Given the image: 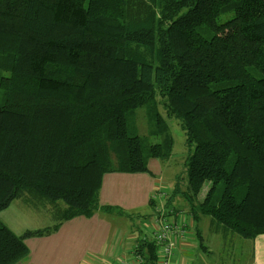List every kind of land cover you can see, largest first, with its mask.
Masks as SVG:
<instances>
[{"label":"trees","instance_id":"obj_1","mask_svg":"<svg viewBox=\"0 0 264 264\" xmlns=\"http://www.w3.org/2000/svg\"><path fill=\"white\" fill-rule=\"evenodd\" d=\"M158 97L186 135L193 217L264 235V0H0V212L23 195L61 211L21 236L0 223V264L63 221L124 214L99 205L102 180L171 158ZM143 105L158 143L129 133Z\"/></svg>","mask_w":264,"mask_h":264},{"label":"crops","instance_id":"obj_2","mask_svg":"<svg viewBox=\"0 0 264 264\" xmlns=\"http://www.w3.org/2000/svg\"><path fill=\"white\" fill-rule=\"evenodd\" d=\"M158 162L160 161L155 159L148 162L152 176L142 173H109L103 177L99 205L120 209L124 214L98 211L90 218L79 216L63 221L58 230L51 235L25 239L29 254L16 264H143V259L141 263L136 261L137 256L141 257L139 253L141 241L143 239L153 241L152 234L160 218L169 222L182 221L184 224V235L177 232L171 235L170 240L173 241L174 248L168 264H229L227 258L222 257L220 261L215 257L214 251L218 250L217 242L226 245L225 250L232 254L236 262L264 264V235L252 240L243 239L236 235H223L216 226L214 234L220 238L209 240L201 225H208L211 228L215 222L211 218L208 220L209 217L195 219L190 206L180 212L168 210L167 206L162 205L160 209L158 208L159 211H154L158 215L151 224L150 232L146 230L147 227L135 230L131 226V220L136 217L148 218L147 209L151 207L149 200H153L155 210L158 200L163 198L157 190V177L167 173L169 167L159 169ZM19 199L44 208L49 215L54 211L53 204L44 200ZM126 215L134 217L129 219ZM5 226L17 236H21L27 230L49 227L33 228L23 225L22 229L15 227L13 229L9 225ZM198 235L201 236V240ZM156 246L158 257L156 264H163V247L158 244Z\"/></svg>","mask_w":264,"mask_h":264},{"label":"rangeland","instance_id":"obj_3","mask_svg":"<svg viewBox=\"0 0 264 264\" xmlns=\"http://www.w3.org/2000/svg\"><path fill=\"white\" fill-rule=\"evenodd\" d=\"M163 102L164 101L160 97L157 98V109L161 117L166 122L169 128V134L174 141L171 158L167 161H160L157 163L159 169L160 167H169L167 168V173H165L164 175L162 174L161 177H157V190L159 193H161L163 198L162 200H158L155 206V210L153 209L154 207H149L147 209V215H149L148 218L142 219V217H136L131 220V226L135 230H139L141 227H147L146 230L150 232L152 230L151 224L154 222L158 215V213L156 215L154 211H157L158 208L160 209L162 205L167 206L168 210H177L180 212H183L184 208L188 207V202L183 196V192H185L187 187V174L184 167L186 158L188 156L186 135L180 127V121L175 117L167 116L163 107ZM146 110L147 105H143L142 107L137 109L136 114L129 127V133L131 135H137L141 138H144L147 143H158L161 139L150 135L151 125L149 124ZM176 184L179 190L174 193V187ZM28 197V195H23L21 198L30 199ZM202 197L203 192L198 195V197L194 201V205L199 203L202 200ZM60 212L61 211H56L49 215L48 213H46L44 208L35 206V204H30L20 199H16L12 204H10V206H8V208L0 213V223H5L6 225L11 226L13 229L14 227L22 229L23 225L25 227L32 226L33 228L40 226L51 227L55 223V220ZM126 216L128 217L129 215ZM132 217L134 216L130 215L129 219ZM202 217L207 218V216ZM207 219L209 220L210 217ZM127 222L126 224H128ZM216 226V224H212L211 228H209L208 225H201L202 231L205 233L207 238H209V240L220 238L216 237L218 236L217 234H214V230H217ZM237 239L240 240L239 238ZM217 246L218 250L214 251V255H216L215 257H217L219 260L220 258L225 257L228 259L229 264H241L240 262H236V260L232 258V254L230 255V253L225 250V244H219V242H217Z\"/></svg>","mask_w":264,"mask_h":264},{"label":"built area","instance_id":"obj_4","mask_svg":"<svg viewBox=\"0 0 264 264\" xmlns=\"http://www.w3.org/2000/svg\"><path fill=\"white\" fill-rule=\"evenodd\" d=\"M156 229L152 234V240L162 246V254H163V264H168V259L171 256L174 248L173 241L170 240L171 235L174 232L181 233L184 235V224L182 221L178 222H169L167 220H164L162 218L158 219L156 222ZM142 259L140 256L136 257V261L138 263L142 262Z\"/></svg>","mask_w":264,"mask_h":264}]
</instances>
